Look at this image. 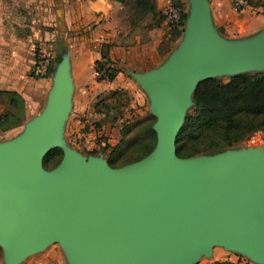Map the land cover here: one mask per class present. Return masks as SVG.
<instances>
[{
	"label": "water",
	"instance_id": "obj_1",
	"mask_svg": "<svg viewBox=\"0 0 264 264\" xmlns=\"http://www.w3.org/2000/svg\"><path fill=\"white\" fill-rule=\"evenodd\" d=\"M183 36L157 68L133 74L155 117L143 158L112 167L68 148L67 52L41 112L19 137L0 142V247L17 264L58 242L68 264H188L214 244L264 264V143L179 157L175 138L198 82L264 69V28L227 40L207 0H188ZM60 147L59 163L43 157Z\"/></svg>",
	"mask_w": 264,
	"mask_h": 264
},
{
	"label": "crops",
	"instance_id": "obj_2",
	"mask_svg": "<svg viewBox=\"0 0 264 264\" xmlns=\"http://www.w3.org/2000/svg\"><path fill=\"white\" fill-rule=\"evenodd\" d=\"M129 1L0 0V91L17 92L24 99L25 106L26 99L40 100L47 88L44 108L55 82V57L66 51L73 87L71 107L78 85L80 90L90 93L89 83L94 82L91 75L96 60H107L108 65L116 70L112 81H95L96 86H113L121 82L125 88L135 89L139 99L144 100L147 95L132 75L157 68L172 52L183 36L189 3L188 0H179L184 10V21L181 35L171 40L169 25L160 11L162 0H152V14L143 16L134 15L127 7ZM207 2L211 25L224 39L253 36L264 28V17L258 16L251 18L243 34L234 33L237 17L230 0ZM251 6L254 4L241 13L252 10ZM143 19L147 22H141ZM54 38H57V44L51 42ZM39 43L49 45L55 54L50 73L43 78L33 77L30 73L34 48ZM34 111L26 109L24 123L39 113L32 115ZM19 126L21 124L0 132L8 134ZM62 256L46 254L35 264H68Z\"/></svg>",
	"mask_w": 264,
	"mask_h": 264
},
{
	"label": "trees",
	"instance_id": "obj_3",
	"mask_svg": "<svg viewBox=\"0 0 264 264\" xmlns=\"http://www.w3.org/2000/svg\"><path fill=\"white\" fill-rule=\"evenodd\" d=\"M115 1L125 2V0ZM250 4H254V1L249 0ZM131 10L136 16L152 14L154 10L152 0H133ZM180 35L181 29L169 25V39L175 40ZM59 60L60 55L57 54L55 62ZM94 64L106 70L108 81L114 79L116 70L108 65L107 60H96ZM96 79L102 80L101 77ZM1 97L7 100L10 107L8 110H0V130H7L24 120V99L15 91H0ZM192 99V109L185 114L175 138V151L179 157L214 155L248 140L256 132H264V73L262 72L239 73L231 76L227 81L218 77L201 80L192 93ZM154 121L155 117L148 114L143 122H138L137 131L140 137L124 140V148L128 154L123 156L121 161H117L112 154L108 157V164L118 167L146 156L153 149L156 141L152 129ZM129 130V126L123 127L122 134ZM119 148L121 146H117L116 149ZM89 153L96 151L92 150ZM62 154L59 148L51 149L43 157L44 166L54 167L59 163ZM1 251L0 247V257ZM206 264L236 263L215 261Z\"/></svg>",
	"mask_w": 264,
	"mask_h": 264
},
{
	"label": "rangeland",
	"instance_id": "obj_4",
	"mask_svg": "<svg viewBox=\"0 0 264 264\" xmlns=\"http://www.w3.org/2000/svg\"><path fill=\"white\" fill-rule=\"evenodd\" d=\"M131 2L132 0L127 2V7L130 9ZM243 9L239 11L233 9L237 17V20L234 21V26H236L234 33L237 34L244 33L251 18H257L258 16L264 17V0H261L259 3L254 0V6L250 7V9H252L250 11L246 10L241 13ZM141 22L146 23L147 20L143 19ZM51 42L57 44V38H54ZM175 47L176 45H174V48ZM253 72L264 73V69H250L245 73ZM231 75V73H221L217 77L221 78L223 81H227ZM91 76L94 82L89 83V86L91 87L90 93H88V91L85 92L80 90L79 85L78 88L76 87L71 112L63 130V139L67 143L66 146H68V148L84 156L102 157L104 160L108 161V157L113 154L112 157L116 158L117 161H121L122 157L128 154V151L124 148V140L131 139L132 137H140L139 132L137 131V123L141 121L143 122L147 115L151 114L148 97L146 96L144 100H140L135 89L130 87L125 88L126 86H122L121 82L120 84L113 86H106L105 84H99V86H96L95 81L98 80L93 75V69ZM46 90L47 88H45L44 94L41 96L40 100H34L33 98L25 100L24 115L27 108H31V111H34V108L39 107L37 111L32 112V115L42 111ZM75 95L77 97L76 99ZM192 106V102L187 105L185 108V114L191 111ZM8 109H10V107L7 104V100L1 97L0 110L3 111ZM25 120L26 117L20 123L21 126L12 130L8 134H2L0 132V142L9 141L22 135ZM126 126H129L130 130L126 131L123 135L122 129ZM254 138V144H256V146L264 143V132H256ZM117 146H121V148L116 149ZM250 146L252 147V144L246 140L226 148L224 151H236ZM58 148L61 149L60 147ZM92 150H95L96 153H89V151ZM63 251V247L58 242H51L47 244L43 250L29 254L17 264H35L36 261L40 260L46 254L53 253L58 254L63 258ZM215 261H230L236 264H262L239 251L225 247L223 244L212 245L206 252L191 259L188 264H206ZM0 264H7L3 257V251H1Z\"/></svg>",
	"mask_w": 264,
	"mask_h": 264
},
{
	"label": "built area",
	"instance_id": "obj_5",
	"mask_svg": "<svg viewBox=\"0 0 264 264\" xmlns=\"http://www.w3.org/2000/svg\"><path fill=\"white\" fill-rule=\"evenodd\" d=\"M231 6L235 11H239L246 8L249 5V0H230ZM161 13L164 16L166 22L180 29L184 21V10L180 5L179 0H162ZM54 51L46 43H39L34 48V59L30 68V72L33 76L43 78L50 73L54 61ZM93 75L95 78L101 77L102 80H107L106 70L93 64ZM253 134L247 141L250 144L255 143Z\"/></svg>",
	"mask_w": 264,
	"mask_h": 264
}]
</instances>
